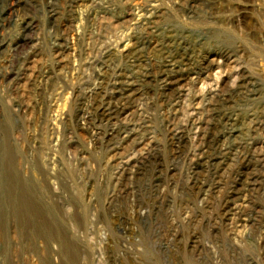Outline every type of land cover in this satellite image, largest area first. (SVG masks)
Instances as JSON below:
<instances>
[{"label":"rangeland","instance_id":"rangeland-1","mask_svg":"<svg viewBox=\"0 0 264 264\" xmlns=\"http://www.w3.org/2000/svg\"><path fill=\"white\" fill-rule=\"evenodd\" d=\"M27 1L0 0V264H264V0ZM163 72L202 99L183 150Z\"/></svg>","mask_w":264,"mask_h":264},{"label":"bare ground","instance_id":"bare-ground-1","mask_svg":"<svg viewBox=\"0 0 264 264\" xmlns=\"http://www.w3.org/2000/svg\"><path fill=\"white\" fill-rule=\"evenodd\" d=\"M18 1V0H17ZM27 1V0H25ZM52 1V0H51ZM30 1H27V3ZM79 2V1H78ZM81 2V1H80ZM2 4V3H1ZM55 4V3H53ZM74 4V3H73ZM26 5V4H24ZM33 5V4H32ZM72 5V4H71ZM70 5V6H71ZM191 5V3H190ZM26 7V6H25ZM52 8V7H51ZM16 9V8H15ZM37 9V8H36ZM27 10V9H25ZM49 10V9H48ZM52 10V9H51ZM14 11V10H13ZM57 11V10H56ZM55 11V12H56ZM7 9L4 11V14H7ZM22 15V14H21ZM27 15V14H26ZM5 17V16H4ZM8 17V16H7ZM25 17V15L23 16ZM6 18V17H5ZM126 19V15L122 16V19ZM9 20V18H8ZM64 20V19H63ZM127 20V19H126ZM129 20V19H128ZM26 21V20H25ZM1 22V21H0ZM53 22V21H52ZM4 23V22H3ZM30 23V22H29ZM56 23V22H55ZM61 23V22H60ZM28 24V23H27ZM65 24V23H64ZM57 25V23H56ZM61 25V24H60ZM139 26V24H137ZM28 26V25H27ZM26 26V27H27ZM102 26V25H100ZM105 26V25H104ZM57 27V26H56ZM55 27V28H56ZM67 27V25H66ZM61 28V27H60ZM65 28V27H64ZM100 28V27H99ZM26 29V28H25ZM55 30V29H54ZM67 31V30H66ZM64 31V32H66ZM100 31V30H99ZM71 32V31H70ZM56 33V32H55ZM91 34V33H90ZM56 38V37H55ZM67 38V37H66ZM66 38L62 37L60 38V43L57 44V51H59L57 58H62V55L65 54V51L68 50V45L65 43L64 40H66ZM93 38V37H92ZM96 38V37H95ZM93 38V39H95ZM98 40V39H97ZM91 45V44H90ZM92 46V45H91ZM83 47L84 51L88 53V57L85 58V63L81 65L80 67V71L78 72L79 75V81L81 82V87H75L74 90V103L76 105V107H73V110L76 109V111H78L80 109V107L82 106V104L84 103V99H85V89H84V85H86L87 87L91 86V78L92 76H97V68L99 67V65H101V63L103 62V50L101 49H94V47ZM19 47V46H18ZM1 48V47H0ZM110 48V47H109ZM37 54V53H36ZM68 54V53H67ZM220 54V53H219ZM234 54V52H229L226 53L225 55L230 57ZM55 55V54H54ZM82 56V54L80 55ZM64 57V56H63ZM56 58V59H57ZM220 58V57H219ZM35 60V59H34ZM64 60L60 59L58 61V64H61ZM219 61H223L219 60ZM13 63V62H12ZM155 65V64H154ZM204 66V65H202ZM206 66V65H205ZM209 67V66H208ZM236 68V67H235ZM156 69V68H155ZM87 70H91V76H86V71ZM33 71V70H32ZM151 71V70H150ZM107 73V72H105ZM194 73V72H193ZM253 75V74H252ZM37 77V76H36ZM106 77V76H105ZM247 77V70H243L240 69L239 67L236 68L234 75L231 78V83H232V88L234 90V88H240L243 84V81L246 79ZM185 78V77H184ZM150 79H158V81L160 82L159 84V90L161 92V95L165 97L166 101L171 100L173 98L174 101L171 103V109L172 111H174V116H171L170 114L166 115V121H165V127H166V132H167V136H168V140L171 142V145L174 146L177 144V148L180 150L185 149L188 146L189 143V139H190V135H194L196 138V135L198 134V131L202 129V99L201 96H190L189 94L186 93H181L179 92V90L177 89V86L179 85V82L182 81L181 78L179 76H173L168 72H163L160 75H156V73L151 74ZM47 80V79H46ZM150 81V80H149ZM94 83V82H93ZM150 83V82H149ZM227 83V82H226ZM132 90V88H128L126 89L125 92H128ZM208 90H212V89H208ZM202 91V90H201ZM225 91V90H224ZM232 91V90H231ZM136 92V91H135ZM149 92V91H148ZM216 92V91H215ZM214 92V93H215ZM102 93V92H101ZM201 93V92H200ZM89 94V93H88ZM154 95V94H153ZM96 96V95H95ZM203 96V95H202ZM214 96V94H213ZM92 97V96H91ZM133 95L129 94L124 96L123 99V103H122V107L117 108L116 110L114 109L110 115H114L117 117H120V115H122V113H126L127 110L129 109V106L131 104V101L133 99ZM139 97V96H138ZM143 97V96H142ZM215 97V96H214ZM119 99V98H118ZM178 99V101H177ZM210 99V98H209ZM218 99V98H217ZM228 100V99H227ZM92 101V100H91ZM108 101V100H107ZM117 101V100H116ZM211 101V100H210ZM208 102V101H207ZM205 102V103H207ZM73 103V105H74ZM213 103V102H212ZM79 104V105H78ZM115 104V103H114ZM161 104V102H160ZM209 105V104H208ZM42 106V105H41ZM115 106V105H114ZM208 107V106H207ZM209 109V108H207ZM90 110V109H89ZM95 110V109H94ZM135 110V109H134ZM133 110V111H134ZM168 110V109H167ZM137 111V110H136ZM170 111V110H169ZM207 111V110H206ZM129 113V112H128ZM131 113V112H130ZM129 113V114H130ZM261 114V113H260ZM97 115L99 116V114L97 113ZM108 114V116H110ZM123 116V115H122ZM132 116V115H131ZM107 117V116H106ZM141 117V116H140ZM152 117V116H151ZM100 118V117H99ZM129 118V117H128ZM131 118V117H130ZM69 119V118H68ZM153 119V118H152ZM208 119V118H207ZM210 119V118H209ZM140 120V119H139ZM93 121V119L91 120ZM89 120V123L91 122ZM138 121V120H137ZM141 121V120H140ZM68 122V121H67ZM88 122V121H87ZM86 122V123H87ZM116 122V121H115ZM125 123V122H124ZM101 124V123H100ZM204 124V123H203ZM117 125V122H116ZM81 126V125H80ZM89 126V125H87ZM204 127V126H203ZM129 126L126 124L123 128L121 127L120 129L115 130L111 133H109L108 135V144H110L112 142V140H114L115 138H117L122 130H128ZM213 129V128H212ZM103 132V131H102ZM143 132V131H142ZM125 133V132H124ZM127 135V134H126ZM102 136V135H101ZM100 136V137H101ZM103 137V136H102ZM53 138V137H52ZM134 138V137H133ZM130 139V138H129ZM211 139V138H210ZM134 140V139H133ZM201 140V139H200ZM132 141V140H131ZM121 142V141H120ZM209 142V141H208ZM256 143V142H255ZM196 145V144H195ZM204 145V144H203ZM209 146V145H208ZM197 147V146H196ZM154 148V147H153ZM186 153V152H184ZM211 153V152H210ZM136 155V154H135ZM176 155V154H175ZM203 155V154H202ZM252 155V153H251ZM148 156V155H147ZM146 156V157H147ZM133 157V156H132ZM140 157V156H139ZM144 160V159H143ZM193 160V159H192ZM146 161V160H145ZM206 161V160H205ZM147 162V161H146ZM145 162V163H146ZM154 162V161H153ZM137 163V162H136ZM148 163V162H147ZM139 165V164H138ZM125 166V165H124ZM202 168V159H199L197 161V167L196 170ZM250 168V167H249ZM248 168V169H249ZM124 169V168H123ZM128 170V168L126 169ZM136 172V171H135ZM163 172V171H162ZM199 172V171H198ZM197 172V173H198ZM252 172V171H251ZM248 173V172H247ZM150 175V174H149ZM248 176V175H247ZM250 177V176H249ZM153 178V177H152ZM156 183V182H155ZM198 184V183H197ZM243 184V183H242ZM237 188V187H236ZM242 188V187H241ZM239 190V189H238ZM237 190V191H238ZM241 195V194H240ZM237 199V198H236ZM30 202V201H29ZM32 202V201H31ZM140 206V205H139ZM232 208V207H231ZM21 211V210H20ZM258 219V218H257ZM216 236V235H215Z\"/></svg>","mask_w":264,"mask_h":264}]
</instances>
